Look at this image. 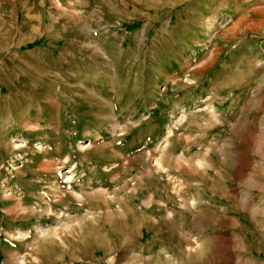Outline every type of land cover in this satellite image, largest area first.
Segmentation results:
<instances>
[{
	"label": "rangeland",
	"instance_id": "1",
	"mask_svg": "<svg viewBox=\"0 0 264 264\" xmlns=\"http://www.w3.org/2000/svg\"><path fill=\"white\" fill-rule=\"evenodd\" d=\"M0 264H264V0H0Z\"/></svg>",
	"mask_w": 264,
	"mask_h": 264
},
{
	"label": "bare ground",
	"instance_id": "2",
	"mask_svg": "<svg viewBox=\"0 0 264 264\" xmlns=\"http://www.w3.org/2000/svg\"><path fill=\"white\" fill-rule=\"evenodd\" d=\"M213 114H214V112L213 111H211ZM215 116V115H214ZM212 118H213V115H212ZM90 147V146H89ZM53 162V161H52ZM51 161H47V164H46V166L45 167H49V169H50V167H52V165H53V163H52ZM60 164H61V166L60 167H58L59 168V170H62L63 169V166H64V162L62 161V162H60ZM92 209V208H91Z\"/></svg>",
	"mask_w": 264,
	"mask_h": 264
}]
</instances>
